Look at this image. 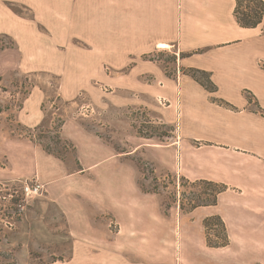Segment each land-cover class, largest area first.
<instances>
[{
    "label": "rangeland",
    "instance_id": "obj_1",
    "mask_svg": "<svg viewBox=\"0 0 264 264\" xmlns=\"http://www.w3.org/2000/svg\"><path fill=\"white\" fill-rule=\"evenodd\" d=\"M163 15L164 0H0V128L64 159L75 148L60 138L62 118L52 130L31 131L15 115L37 103L48 117L69 115L132 164L146 203L162 211L151 236L121 230L92 199L88 183L86 198L96 215L84 209L85 220L74 230L67 214L45 204V195H22L27 179L0 180V264H245L246 249L209 248L204 225L184 241L164 231V213L187 214L196 202L211 201L213 191L183 180L176 157L164 156L162 146L177 138L166 103L136 100L133 64H159L173 75L172 52L149 53L148 38L164 32ZM154 113L166 120L155 121ZM212 228V241L222 243V227L214 222Z\"/></svg>",
    "mask_w": 264,
    "mask_h": 264
},
{
    "label": "crops",
    "instance_id": "obj_2",
    "mask_svg": "<svg viewBox=\"0 0 264 264\" xmlns=\"http://www.w3.org/2000/svg\"><path fill=\"white\" fill-rule=\"evenodd\" d=\"M235 6V0H164V32L148 38L149 53L172 52L177 57L171 63L173 75L155 63L133 64L130 70L139 81L137 102L146 105L153 99L168 106L177 138L172 137L162 151L164 156L176 157L178 175L190 182L205 180L229 188L216 206L187 214L179 209L164 213V231H176L184 241L188 232L203 227L206 217L219 215L231 245L246 249L243 262L264 264V115L260 112L264 111V25L242 28ZM183 68L209 73L218 92L207 91L182 73ZM216 98L236 110L220 106ZM39 105L25 104L15 118L31 131L52 130L56 119L62 118L60 138L73 144V155L57 157L30 139L10 138L1 127L0 163H5L0 164V180H40L46 185L45 204L67 214L74 230L85 220L84 209L92 210L89 216L96 215L86 198L92 188V199L121 230L153 235L162 211L146 203L132 164L69 115L48 117ZM155 114V121L166 120L165 115ZM88 183L93 186L86 187Z\"/></svg>",
    "mask_w": 264,
    "mask_h": 264
},
{
    "label": "trees",
    "instance_id": "obj_3",
    "mask_svg": "<svg viewBox=\"0 0 264 264\" xmlns=\"http://www.w3.org/2000/svg\"><path fill=\"white\" fill-rule=\"evenodd\" d=\"M235 1H236V6H235L234 14L238 21V24L242 28H258L259 26L264 25V0H235ZM173 62H177L176 56H174ZM182 72L192 77L194 80H196L207 91L211 93L218 92V88L212 81L211 75L209 73L199 70V69H190V68L189 69L183 68ZM248 96L249 95H247V97ZM214 102L225 108L236 110L234 106H232L230 103L224 100L216 98L214 99ZM260 112H262V114L264 115V111L261 110ZM30 140L33 141V139H30ZM183 180L188 181L185 178H183ZM191 183L204 185L208 187L209 191H213V194H212L211 201H208V202L198 201L191 207V209L188 212H192L195 209L201 208V207L216 206L218 204L219 196L229 189L228 186L225 184H219V183L205 181V180L191 182ZM214 222H218L224 232L223 234L224 240L222 243H214L212 241L211 231H213L212 227H213ZM203 225L206 230V243L209 248H226L231 244L228 229L222 217L218 215L209 216L204 219Z\"/></svg>",
    "mask_w": 264,
    "mask_h": 264
},
{
    "label": "built area",
    "instance_id": "obj_4",
    "mask_svg": "<svg viewBox=\"0 0 264 264\" xmlns=\"http://www.w3.org/2000/svg\"><path fill=\"white\" fill-rule=\"evenodd\" d=\"M21 191L27 199H34L45 195L46 185L38 179L27 180L22 183Z\"/></svg>",
    "mask_w": 264,
    "mask_h": 264
},
{
    "label": "bare ground",
    "instance_id": "obj_5",
    "mask_svg": "<svg viewBox=\"0 0 264 264\" xmlns=\"http://www.w3.org/2000/svg\"><path fill=\"white\" fill-rule=\"evenodd\" d=\"M162 48H164V45H161Z\"/></svg>",
    "mask_w": 264,
    "mask_h": 264
}]
</instances>
